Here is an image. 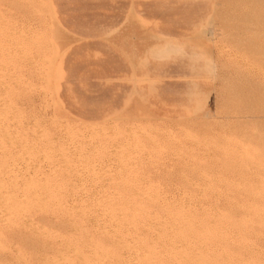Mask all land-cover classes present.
<instances>
[{
	"label": "rangeland",
	"instance_id": "obj_1",
	"mask_svg": "<svg viewBox=\"0 0 264 264\" xmlns=\"http://www.w3.org/2000/svg\"><path fill=\"white\" fill-rule=\"evenodd\" d=\"M0 171V264H264V0H0Z\"/></svg>",
	"mask_w": 264,
	"mask_h": 264
},
{
	"label": "bare ground",
	"instance_id": "obj_2",
	"mask_svg": "<svg viewBox=\"0 0 264 264\" xmlns=\"http://www.w3.org/2000/svg\"><path fill=\"white\" fill-rule=\"evenodd\" d=\"M257 1H258V0H257ZM261 5H262V4H261ZM16 167H17V166H16ZM31 170H32V169H31ZM0 172H1V171H0ZM34 173H35V172H34ZM12 175H13V174H12ZM37 191H38V190H37ZM37 191H36V192H37ZM19 193H20V192H19ZM3 194H4V193H3ZM14 194H15V193H14ZM22 194H23V193H22ZM198 194H199V193H198ZM4 196H6V195H4ZM31 196H32V194H31ZM10 198H12V197H10ZM22 199H23V197H22ZM46 199H48V198H46ZM107 199H108V198H107ZM4 200H5V199H4ZM108 200H109V199H108ZM2 201H3V199H2ZM102 201H103V200H102ZM112 201H113V200H112ZM27 202H28V201H27ZM99 202H100V201H99ZM109 202H110V201H109ZM56 204H58V203H56ZM117 205H118V204H117ZM176 205H177V204H176ZM13 206H14V204H13ZM2 207H3V206H2ZM2 207H1V208H2ZM14 207H15V206H14ZM103 207H104V206H103ZM156 207H157V206H156ZM178 207H179V206H178ZM137 208H138V205H137ZM183 208H184V207H183ZM186 208H187V207H186ZM5 209H6V207H5ZM21 209H22V208H21ZM138 209H139V208H138ZM102 210H103V209H102ZM102 210H101V211H102ZM106 210H107V209H106ZM139 210H140V209H139ZM139 210H138V211H139ZM158 210H159V209H158ZM167 210H168V209H167ZM167 210H165V211H167ZM199 210H200V209H199ZM210 210H211V209H210ZM108 211H110V210H108ZM133 211H134V210H133ZM159 211H160V210H159ZM62 212H63V211H62ZM77 212H78V211H77ZM123 212H124V211H123ZM167 212H168V211H167ZM117 214H118V213H117ZM168 214H169V213H168ZM10 215H11V214H10ZM107 215H108V214H107ZM107 215H106V216H107ZM166 215H167V214H166ZM173 215H174V214H173ZM192 215H193V213H192ZM119 216H120V213H119ZM119 216H118V217H119ZM174 216H175V215H174ZM22 217H23V216H22ZM111 217H112V216H111ZM120 217H121V216H120ZM136 217H137V216H136ZM139 217H140V216H139ZM163 217H164V216H163ZM122 218H124V217H122ZM190 218H191V217H190ZM109 219H110V218H109ZM174 219H175V218H174ZM174 219H173V220H174ZM236 219H237V218H236ZM26 220H28V219H26ZM90 220H91V219H90ZM111 220H113V219H111ZM145 220H146V219H145ZM113 221H114V220H113ZM148 221H149V220H148ZM25 222H26V221H25ZM89 222H90V221H89ZM150 222H151V221H150ZM32 223H34V222H31V224H32ZM24 224L26 225V223H24ZM158 224H159V223H158ZM260 224H261V223H260ZM33 225H34V224H33ZM93 225H94V223H93ZM99 226H100V225H99ZM150 226H151V225H150ZM26 227H27V226H26ZM41 227L43 228V226H41ZM116 227H117V226H116ZM218 227H219V226H218ZM168 229H169V227H168ZM181 229H182V228H181ZM169 230H170V229H169ZM71 231H72V229H71ZM159 231H160V230H159ZM172 231H173V230H172ZM224 231H225V230H224ZM224 231H223V232H224ZM161 232H162V231H161ZM34 233H35V232H34ZM124 233H125V231H124ZM115 234H116V232H115ZM164 234H166V233H164ZM182 234H183V233H182ZM230 234H231V233H230ZM160 235H162V234H160ZM180 235H181V234H180ZM119 236H120V235H119ZM119 236H118V238H120ZM150 236H151V235H150ZM171 236H172V235H171ZM190 236H191V235H190ZM166 237H167V236H166ZM122 238H123V237H122ZM150 238H151V237H150ZM126 239H128V238H126ZM157 239H158V238H157ZM223 239H224V238H223ZM119 240H121V239H119ZM128 240H129V239H128ZM128 240H127V242H128ZM155 240H156V238H155ZM170 240H171L172 243H173V240H172V239H170ZM140 241H141V240H140ZM159 241H160V240H159ZM161 241H162V240H161ZM130 242H131V241H130ZM157 242H158V241H157ZM174 242H175V241H174ZM123 243H124V242H123ZM131 243H132V242H131ZM149 243H150V242H149ZM175 243H176V242H175ZM178 243H179V241H178ZM124 244H125V243H124ZM151 244H152V243H151ZM179 244H180V246L182 245L181 243H179ZM204 244H205V243H204ZM83 245H84V244H83ZM127 245H128V243H127ZM165 245H166V244H165ZM123 246H124V245H123ZM136 246H137V245H136ZM166 246H167V245H166ZM185 246H186V244H185ZM175 247H176V246H175ZM132 248H133V247H132ZM164 248H165V247H164ZM167 248H168V247H167ZM188 248H190V247H188ZM72 249H73V247H72ZM72 249H71V250H72ZM133 249H134V248H133ZM204 249H205V248H204ZM86 250H87V249H85V251H86ZM136 250H137V249H136ZM138 250H139V249H138ZM138 250H137V251H138ZM144 250H145V249H144ZM146 250H147V249H146ZM88 251H89V249H88ZM90 251H91V250H90ZM130 251H131V250H130ZM140 251H141V250H140ZM178 251H180V249H179ZM194 251H195V250H194ZM203 251H204V250H203ZM207 251H208V250H207ZM68 252H69V250H68ZM82 252H83V251H82ZM126 252H127V251H126ZM128 252H129V251H128ZM133 252H134V250H133ZM138 252H139V251H138ZM196 252H197V251H196ZM196 252H194V253H196ZM122 253H123V252H122ZM135 253H136V252H135ZM142 253H143V251H142ZM146 253H148V252H146ZM123 254H124V253H123ZM92 255H93V254H92ZM125 255H126V254H125ZM130 255H132V254H130ZM130 255H129V256H130ZM133 255H134V254H133ZM200 255H201V254H200ZM71 256H73V255H71ZM89 256H91V255H89ZM103 256H104V255H103ZM134 256H135V255H134ZM137 256L139 257L140 255H137ZM80 257H81V256H80ZM85 257H86V256H85ZM91 257H92V256H91ZM91 257H90V258H91ZM132 257H133V256H132ZM202 257H203V256H202ZM41 258H42V257H41ZM60 258H61V257H60ZM99 258H102V257H99ZM108 258H109V256H108ZM108 258H107V259H108ZM126 258H127V257H126ZM185 258H186V257H185ZM42 259H43V258H42ZM49 259H51V258H49ZM81 259H82V258H81ZM93 259H94V258H93ZM123 259H125V258H123ZM127 259H129V258H127ZM131 259H132V258H131ZM189 259H190V258H189ZM60 260H62V258H61ZM96 260H98V259H96ZM109 260H111V259H109ZM109 260H108V261H109ZM125 260H126V259H125ZM190 260H192V259H190ZM196 260H197V259H196ZM98 261H99V260H98ZM103 261H104V260H103ZM114 261H115V260H114ZM206 261H207V260H206ZM46 262H47V261H46ZM99 262H101V261H99ZM106 262H107V261H106ZM106 262H105V263H106ZM115 262H116V261H115ZM167 262H168V261H167ZM175 262H176V261H175ZM196 262H197V261H196ZM245 262H246V261H245ZM47 263H48V262H47ZM82 263H83V262H82ZM101 263H102V262H101ZM107 263H108V262H107ZM110 263H111V262H110ZM146 263H148V262H146ZM79 264H80V263H79ZM152 264H153V263H152ZM222 264H223V263H222Z\"/></svg>",
	"mask_w": 264,
	"mask_h": 264
}]
</instances>
